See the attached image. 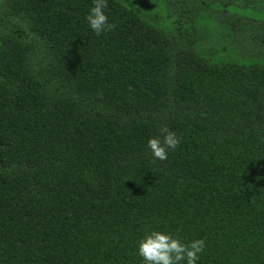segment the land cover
Masks as SVG:
<instances>
[{"label":"trees","instance_id":"trees-1","mask_svg":"<svg viewBox=\"0 0 264 264\" xmlns=\"http://www.w3.org/2000/svg\"><path fill=\"white\" fill-rule=\"evenodd\" d=\"M0 0V264H264V0ZM167 128L166 160L147 149Z\"/></svg>","mask_w":264,"mask_h":264},{"label":"clouds","instance_id":"clouds-1","mask_svg":"<svg viewBox=\"0 0 264 264\" xmlns=\"http://www.w3.org/2000/svg\"><path fill=\"white\" fill-rule=\"evenodd\" d=\"M108 7V0H93L85 15L88 28L97 36L113 29L107 15ZM179 143L174 132L163 128L159 135L149 138L146 147L155 159L163 161ZM205 250L203 238L185 240L167 230L149 229L137 241L136 255L142 264H200Z\"/></svg>","mask_w":264,"mask_h":264},{"label":"rangeland","instance_id":"rangeland-1","mask_svg":"<svg viewBox=\"0 0 264 264\" xmlns=\"http://www.w3.org/2000/svg\"><path fill=\"white\" fill-rule=\"evenodd\" d=\"M176 2H177V0H176Z\"/></svg>","mask_w":264,"mask_h":264}]
</instances>
